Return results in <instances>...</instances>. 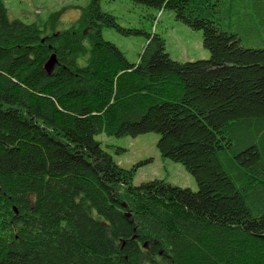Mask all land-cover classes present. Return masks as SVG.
<instances>
[{
    "label": "trees",
    "instance_id": "16d2710c",
    "mask_svg": "<svg viewBox=\"0 0 264 264\" xmlns=\"http://www.w3.org/2000/svg\"><path fill=\"white\" fill-rule=\"evenodd\" d=\"M132 1L209 57L172 58L97 0L48 33L0 0V264H264V0ZM105 26L144 34L135 61ZM145 132L195 190L133 184L95 138Z\"/></svg>",
    "mask_w": 264,
    "mask_h": 264
},
{
    "label": "rangeland",
    "instance_id": "374dc122",
    "mask_svg": "<svg viewBox=\"0 0 264 264\" xmlns=\"http://www.w3.org/2000/svg\"><path fill=\"white\" fill-rule=\"evenodd\" d=\"M9 18H20L33 22L48 33L68 28L77 22L90 0H3ZM102 11L116 17L120 27L141 28L146 32H159L164 36L165 49L179 61L206 59L209 51L202 42L201 30L191 29L176 20L171 10L157 13L155 20L145 16V7L132 0H97ZM104 39L113 42L130 62L136 60L145 42L142 33H123L115 27L102 28ZM120 166L132 169V182L162 178L167 182L193 190L197 188L194 177L179 163L163 157L157 148L158 134L145 132L115 136L98 134L95 136ZM149 264V263H144Z\"/></svg>",
    "mask_w": 264,
    "mask_h": 264
},
{
    "label": "water",
    "instance_id": "95a60500",
    "mask_svg": "<svg viewBox=\"0 0 264 264\" xmlns=\"http://www.w3.org/2000/svg\"><path fill=\"white\" fill-rule=\"evenodd\" d=\"M54 61H55L54 55H51L50 58L45 63V68L49 70L53 66Z\"/></svg>",
    "mask_w": 264,
    "mask_h": 264
}]
</instances>
